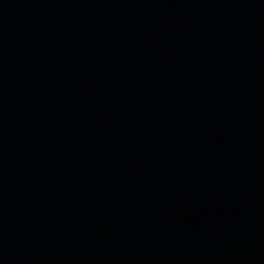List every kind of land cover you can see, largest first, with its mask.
Listing matches in <instances>:
<instances>
[{
	"label": "water",
	"instance_id": "obj_1",
	"mask_svg": "<svg viewBox=\"0 0 264 264\" xmlns=\"http://www.w3.org/2000/svg\"><path fill=\"white\" fill-rule=\"evenodd\" d=\"M0 264H264V0H0Z\"/></svg>",
	"mask_w": 264,
	"mask_h": 264
}]
</instances>
